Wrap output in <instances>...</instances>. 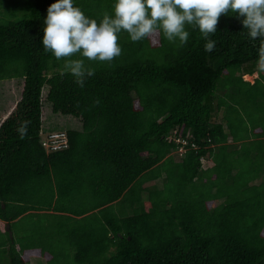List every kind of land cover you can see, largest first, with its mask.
<instances>
[{
	"label": "trees",
	"instance_id": "16d2710c",
	"mask_svg": "<svg viewBox=\"0 0 264 264\" xmlns=\"http://www.w3.org/2000/svg\"><path fill=\"white\" fill-rule=\"evenodd\" d=\"M54 2L0 0V81H24L0 125V264H264V73L243 18L220 17L211 53L198 30L184 46L121 33L122 55L80 88L42 45ZM114 3L74 0L97 21ZM45 86L78 119L57 151Z\"/></svg>",
	"mask_w": 264,
	"mask_h": 264
},
{
	"label": "clouds",
	"instance_id": "9594fccd",
	"mask_svg": "<svg viewBox=\"0 0 264 264\" xmlns=\"http://www.w3.org/2000/svg\"><path fill=\"white\" fill-rule=\"evenodd\" d=\"M112 8V14L105 12L99 21L74 6V0H55L47 8L44 51L62 62L60 75H71L80 88L95 75L90 64L111 66L122 55L121 33L134 43L162 33L170 43L184 46L189 29L198 30L206 41L205 51L211 53L216 41L210 37L216 33L220 17L230 13L243 18L250 41L259 39L256 68L264 73V0H115ZM27 127V121L19 125L21 138L27 135Z\"/></svg>",
	"mask_w": 264,
	"mask_h": 264
},
{
	"label": "rangeland",
	"instance_id": "374dc122",
	"mask_svg": "<svg viewBox=\"0 0 264 264\" xmlns=\"http://www.w3.org/2000/svg\"><path fill=\"white\" fill-rule=\"evenodd\" d=\"M247 76V75H246ZM257 75L248 76L247 80H253ZM246 78V77H245ZM24 81L22 79L2 80L0 81V119L10 109H14L17 102L22 97ZM49 87L45 86L43 90V131L42 132H55V131H67L69 128L78 127L76 117L71 115H63L55 113L52 109L51 103L47 99ZM12 112V111H11ZM10 112V113H11ZM212 163L203 161L204 166H210ZM162 181H159L161 183ZM116 211L119 214H128L131 212L129 208H123L119 203ZM32 264H46L44 257L37 254L32 255Z\"/></svg>",
	"mask_w": 264,
	"mask_h": 264
},
{
	"label": "built area",
	"instance_id": "2783aa9c",
	"mask_svg": "<svg viewBox=\"0 0 264 264\" xmlns=\"http://www.w3.org/2000/svg\"><path fill=\"white\" fill-rule=\"evenodd\" d=\"M43 131V130H42ZM177 131H175L176 133ZM42 143L46 147L48 151H57L61 150L63 148H67L69 143H68V134L65 131H55V132H42ZM172 139H175L177 142L183 141L181 138H178L177 136L174 135V137H171ZM185 142V141H183ZM185 151V147L181 146L178 150L180 154H182ZM202 161L206 162L205 159Z\"/></svg>",
	"mask_w": 264,
	"mask_h": 264
},
{
	"label": "crops",
	"instance_id": "0c3cea01",
	"mask_svg": "<svg viewBox=\"0 0 264 264\" xmlns=\"http://www.w3.org/2000/svg\"><path fill=\"white\" fill-rule=\"evenodd\" d=\"M255 74L258 76V73H254L253 75H255ZM248 76H250V74H247V76L245 75V77H246L245 79H248V78H247ZM257 76H256V77H257ZM256 77H255V78H256ZM255 78H254V81H255ZM249 81L254 82L253 80H249ZM12 110H13V109H12ZM12 110L9 109V110L7 111V113H5V114L3 115V117L0 119V125H1V123L4 121V119H5L6 117H8V115L10 114V112H11ZM207 161H208V160H207ZM209 162H211V161H209ZM211 165H212V164H211ZM211 165H210V166H211ZM210 166H209V167H210ZM205 167H208V166H205ZM159 181H160V179L156 180L157 183H159ZM31 262H32V256H31Z\"/></svg>",
	"mask_w": 264,
	"mask_h": 264
}]
</instances>
